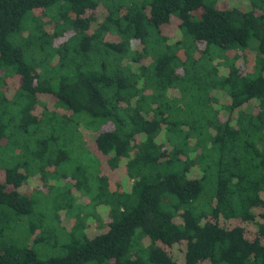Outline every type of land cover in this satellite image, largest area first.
I'll list each match as a JSON object with an SVG mask.
<instances>
[{
    "label": "trees",
    "instance_id": "obj_1",
    "mask_svg": "<svg viewBox=\"0 0 264 264\" xmlns=\"http://www.w3.org/2000/svg\"><path fill=\"white\" fill-rule=\"evenodd\" d=\"M112 2L0 0V147L31 154L0 167V205L30 213L47 174L76 216L60 226L51 200L62 251L11 243L0 264H264V0ZM69 132L96 170L74 168Z\"/></svg>",
    "mask_w": 264,
    "mask_h": 264
},
{
    "label": "rangeland",
    "instance_id": "obj_2",
    "mask_svg": "<svg viewBox=\"0 0 264 264\" xmlns=\"http://www.w3.org/2000/svg\"><path fill=\"white\" fill-rule=\"evenodd\" d=\"M112 1H113L112 3L118 4L120 0H112ZM137 1L139 2L140 0ZM38 16H40L43 19L45 26L53 23L52 17L48 13L41 12L38 14ZM165 33L167 37L170 39V36H173V34L175 33L173 26L172 25L169 26L165 31ZM174 39L175 38L173 37L172 40ZM188 100L189 99H186L184 101L183 106H185V104L189 102ZM81 120L83 121L82 125H87L86 119H81ZM68 123L69 122H67V124ZM82 125L76 124V128L79 129L80 131H83ZM14 128L15 127L11 124V122L5 123L4 131L7 133L5 135L8 134L12 135V131ZM48 129H50V125L43 124L40 127V129L37 130L35 138H39V139L41 138L40 140H42L44 138L43 134ZM30 131L31 132L34 131V128H30ZM68 134L72 136L73 138L72 142L75 145L79 146L78 150L80 152L79 153L80 157H77L74 160V168L76 166H81L83 168H86L87 170L88 167H90L92 170H96L94 168L95 162L90 158L89 156L90 153L88 152V148L86 147V145L82 142L83 140L79 138L76 139L74 132L71 133L69 132ZM16 139L17 138H13V137L11 139H6L4 145L0 147V167L11 166L22 161H27L26 163L30 164L31 159L29 156L31 154H26V152L24 151L20 152L18 146L20 149H22L21 146L19 145V143L21 142L15 141ZM20 141H22L24 144L27 145V147L24 146L23 150L28 148L27 149L28 151L32 150L33 153L37 152V147L32 146L30 141L26 139L24 140L22 139ZM79 141H81V143ZM63 150L66 151L67 160L70 161L71 156L73 155L72 147H68V143H67L66 146H63ZM33 164L36 165V162H33ZM30 170L32 169L30 168ZM68 170L71 169L68 168ZM63 173L66 172H60V175ZM35 177H37L36 180H33L32 179L33 175H31V177L28 180L29 188L28 187L24 188L25 194H28L33 199L36 198L37 200V204L36 203L34 204V207L30 213L16 215L12 209H8L5 206L0 205V248L4 245L11 243H17L23 246L28 245L31 246L40 257H48L59 254L57 252L62 251L63 246L60 248L61 246L60 242L62 241L60 236H62L63 233L62 231L60 232L59 229H57L56 232L52 231L53 227H51V223L53 222L57 223V219L54 221H46V223L48 224L47 226V224H44L45 221L43 222L41 216L42 214H44V210L50 209V207H47V204L48 202H51V200H54V202L60 206L62 205L65 197L62 191H57L59 189L58 188L59 183H65L66 186L69 184V182L62 180V178L52 179L51 176L47 178V174L43 176V178H41V174L35 175ZM53 192H57V193L54 195ZM80 201L87 203V200L85 198L84 199L81 198ZM43 204H45L46 207H44ZM198 205H202V202L198 203ZM79 211L81 213L80 215H83L85 213L82 209H80ZM92 212H94L95 215H91L90 217H88L85 221V224L82 227V229L87 231V233L98 231V229L104 226L107 217L105 210L101 207H96L95 210ZM56 213L58 214L60 226L65 224L67 227H70V225H72L74 220L76 219V216L67 217L66 216L67 212H65V209L62 208V206L56 209Z\"/></svg>",
    "mask_w": 264,
    "mask_h": 264
}]
</instances>
